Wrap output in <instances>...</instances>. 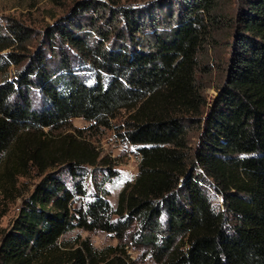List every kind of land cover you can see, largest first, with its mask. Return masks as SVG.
I'll return each instance as SVG.
<instances>
[{"label":"trees","instance_id":"trees-1","mask_svg":"<svg viewBox=\"0 0 264 264\" xmlns=\"http://www.w3.org/2000/svg\"><path fill=\"white\" fill-rule=\"evenodd\" d=\"M99 5L76 3L11 79L7 67L23 57L1 52L30 35L0 33V194L30 167L42 174L1 234L0 264H134L119 247L61 242L75 228L122 238L134 221L156 264H264V0L237 1L226 78L209 103L196 67L215 1L184 0L173 26L156 19V4L110 10L101 24L88 13ZM122 111L120 136L139 163L113 207L102 186L86 190L83 166L98 154L53 134ZM59 163L71 186L52 169Z\"/></svg>","mask_w":264,"mask_h":264},{"label":"rangeland","instance_id":"rangeland-1","mask_svg":"<svg viewBox=\"0 0 264 264\" xmlns=\"http://www.w3.org/2000/svg\"><path fill=\"white\" fill-rule=\"evenodd\" d=\"M97 2L100 10L96 15L88 12L99 23L110 14V10L124 8L127 11L136 12L156 4V19L161 25L173 26L178 20V15L183 10L184 0H0V33L8 35L12 26H21L22 30L30 35L22 42H15L13 45L3 50L1 53H14L23 60L20 65L11 64L4 74L7 79L15 76L16 69L22 68L26 64L25 56L35 53L43 44V37L46 30L52 27L59 19L70 15L78 2ZM215 7L210 11L211 16H206L209 40L197 56L196 80L202 88V94L207 103L213 99L216 89L226 78L230 42L233 33L234 14L237 9L238 0H213ZM185 3H187L185 1ZM165 7V9H159ZM165 15L169 16L168 18ZM159 17V18H158ZM105 24V23H104ZM13 26V27H14ZM105 26V27H104ZM103 27L106 28V25ZM87 30L90 27L85 26ZM97 34L94 33L93 36ZM4 73V72H3ZM2 73V74H3ZM1 79V78H0ZM126 113L122 111L116 118L111 119L107 124H102L98 120L87 121L82 118H73L69 125L57 132L53 137L71 135L82 147L92 153H97L98 158L94 165H84L85 186L88 195L98 192V187L105 190L106 198L113 207L117 205L120 191L132 184L137 176L139 156L135 148L124 141L120 136ZM190 147H194L197 142V127L190 128L188 134ZM52 169L59 171L66 183L71 186L73 179L68 173L65 165L57 164ZM113 172L110 180L104 182L103 177ZM42 178L34 167H30L26 175L20 176L12 193L7 197L0 194V237L12 224L17 216L20 206L35 188ZM210 192V191H209ZM212 194V192H210ZM91 197V196H89ZM216 202L220 201L215 197ZM85 199L76 200L74 205L81 203ZM2 211V212H1ZM162 234L165 226L162 224ZM137 221H134L128 232L118 238L114 234L100 230L87 231L75 228L65 233L61 242L76 246L81 241H88L94 248L101 250L106 248H122L125 250L128 259L134 264H156L147 246L141 244L139 234H145L141 230ZM143 231V232H142ZM160 233V235H162Z\"/></svg>","mask_w":264,"mask_h":264}]
</instances>
